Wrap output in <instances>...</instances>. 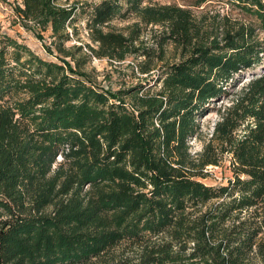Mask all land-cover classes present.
<instances>
[{
	"label": "trees",
	"instance_id": "obj_1",
	"mask_svg": "<svg viewBox=\"0 0 264 264\" xmlns=\"http://www.w3.org/2000/svg\"><path fill=\"white\" fill-rule=\"evenodd\" d=\"M62 1L15 7L37 37L51 30L57 61L0 24V264H264V0H225L248 24L196 15L214 0ZM79 13L91 56H134L146 78L94 79L83 47H64ZM115 19L135 21L121 32ZM231 95L193 154L201 119ZM226 155L233 179L205 184Z\"/></svg>",
	"mask_w": 264,
	"mask_h": 264
},
{
	"label": "rangeland",
	"instance_id": "obj_2",
	"mask_svg": "<svg viewBox=\"0 0 264 264\" xmlns=\"http://www.w3.org/2000/svg\"><path fill=\"white\" fill-rule=\"evenodd\" d=\"M147 3L152 5H173L178 4L181 5L182 2L180 0H146ZM21 2V0H0V24L3 27V31L19 40L20 42L27 44L34 52H36L41 57L51 60L57 61L55 56L50 55L45 50V45L51 46L53 42V38L51 37V30L47 32L41 33L42 39L37 37L35 33L29 29H26L21 26L19 23L16 13L15 7ZM84 2H88L89 4L98 3L99 0H63L62 4L66 6H70L72 4L83 5ZM85 10L87 6H84ZM81 11V9H80ZM195 13L198 17L208 16L212 17L213 15L219 14L221 17L229 16L233 19H237L238 21H242L245 23H249L252 20L240 13L239 10L234 9L227 1L225 0H214L208 2L207 4L202 5L199 8H196ZM87 18L86 13H79L78 20L76 21V26L79 29V35H73V31L69 29L72 40L65 44V48L67 50L77 47H83V55H89V63L86 66V71L91 74V76L96 79L102 85L112 88L113 90H119L124 86H129L132 84H136L139 81H142L146 78L147 75H142L139 72V68L136 67L139 59H136L134 56L128 57L123 61H109L107 59H99L95 56H91V51L87 47V44H91L88 38V32L85 30V19ZM135 20L128 21H120L119 19L113 20V25L117 31L125 32L128 26H131ZM158 28L155 27L154 31L151 32V27L148 30H145L143 39L151 44V46L156 47V43L153 41V34L157 31ZM264 38V35H261ZM172 47L167 54V59H173V52L171 51ZM70 58H68L69 60ZM163 64L160 63L161 66ZM158 71H153V77L157 75ZM251 73L243 74V81L246 82L251 78ZM241 84L237 87L239 88ZM231 89V93H236L237 89ZM232 95L228 97V99L220 100L216 102L215 106L212 105L213 110L210 114L206 115L201 119L202 125V133L197 140H192V152L199 153L202 152L204 146L208 144L209 140L212 137V133L214 131V127L216 123L220 120V110H223L225 106L230 104V99ZM62 161V157H58V162ZM209 174L208 177L202 179V181L210 186H221L227 185V183L233 179L234 173L232 170V156L226 155L220 162L219 166H210L207 168Z\"/></svg>",
	"mask_w": 264,
	"mask_h": 264
}]
</instances>
